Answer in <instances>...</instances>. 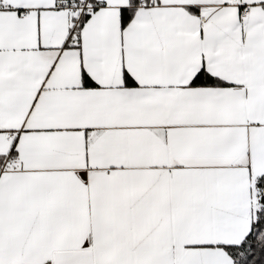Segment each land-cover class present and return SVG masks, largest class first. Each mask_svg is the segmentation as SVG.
<instances>
[{
  "label": "snow or ice",
  "instance_id": "1",
  "mask_svg": "<svg viewBox=\"0 0 264 264\" xmlns=\"http://www.w3.org/2000/svg\"><path fill=\"white\" fill-rule=\"evenodd\" d=\"M0 264H264V0H0Z\"/></svg>",
  "mask_w": 264,
  "mask_h": 264
}]
</instances>
